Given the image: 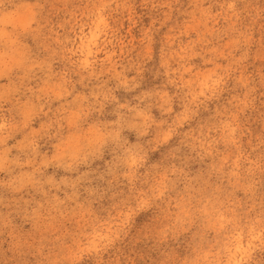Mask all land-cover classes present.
Listing matches in <instances>:
<instances>
[{
  "label": "clouds",
  "instance_id": "clouds-1",
  "mask_svg": "<svg viewBox=\"0 0 264 264\" xmlns=\"http://www.w3.org/2000/svg\"><path fill=\"white\" fill-rule=\"evenodd\" d=\"M0 264H264V0H0Z\"/></svg>",
  "mask_w": 264,
  "mask_h": 264
}]
</instances>
